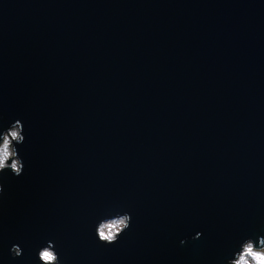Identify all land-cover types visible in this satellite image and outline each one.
I'll use <instances>...</instances> for the list:
<instances>
[{"label":"water","instance_id":"95a60500","mask_svg":"<svg viewBox=\"0 0 264 264\" xmlns=\"http://www.w3.org/2000/svg\"><path fill=\"white\" fill-rule=\"evenodd\" d=\"M16 121L0 264L49 242L60 264H227L264 237V0H0V133Z\"/></svg>","mask_w":264,"mask_h":264},{"label":"clouds","instance_id":"9594fccd","mask_svg":"<svg viewBox=\"0 0 264 264\" xmlns=\"http://www.w3.org/2000/svg\"><path fill=\"white\" fill-rule=\"evenodd\" d=\"M23 126L20 121H16L6 131L0 133V174L10 170L13 175L20 177L23 174L24 163L18 154L17 146L25 141ZM3 187L0 186V194ZM131 216L128 213L117 214L111 218L102 219L96 227V236L99 242L111 246L118 242L121 235L129 229ZM199 238V234L195 237ZM183 244L184 241H181ZM11 255L19 257L21 249L13 246ZM38 259L41 264H60L59 256L55 251L53 243L43 247L38 252ZM227 264H264V237L258 239V244L252 239L244 241L233 259H229Z\"/></svg>","mask_w":264,"mask_h":264}]
</instances>
